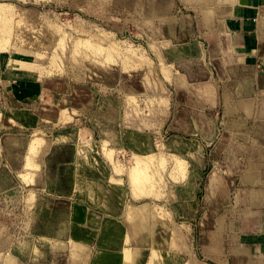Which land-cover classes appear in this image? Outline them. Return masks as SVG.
<instances>
[{
  "label": "rangeland",
  "instance_id": "374dc122",
  "mask_svg": "<svg viewBox=\"0 0 264 264\" xmlns=\"http://www.w3.org/2000/svg\"><path fill=\"white\" fill-rule=\"evenodd\" d=\"M157 8L153 0H0V52L22 56L15 64L36 67L28 77L44 86L37 119L23 127L0 98V264H69L64 205L97 223L99 205L101 218H121L125 205L153 200L178 222L190 217L174 209L185 198L207 204L187 174L197 163L166 129L175 98L152 54ZM127 212V243L146 244L145 207ZM163 221L156 243L173 239Z\"/></svg>",
  "mask_w": 264,
  "mask_h": 264
},
{
  "label": "crops",
  "instance_id": "0c3cea01",
  "mask_svg": "<svg viewBox=\"0 0 264 264\" xmlns=\"http://www.w3.org/2000/svg\"><path fill=\"white\" fill-rule=\"evenodd\" d=\"M153 1L158 8L149 17L159 24L152 54L175 98L166 129L197 163L187 174L194 179L193 196L202 191L207 204L185 198L186 205L174 209L190 217L178 222L153 200L125 205L121 218H101L99 205L97 223L87 210L77 207L73 214L64 205L70 239L63 255L69 264H264V0ZM6 52H0L1 106L23 127L37 119L43 79L28 77L36 67H19L22 56ZM183 188L178 185L177 194ZM256 193L262 200H254ZM140 206L149 216L148 242L137 244L133 236L127 243V211ZM162 220L171 224L173 239L156 243ZM74 242L85 245L83 253L72 251Z\"/></svg>",
  "mask_w": 264,
  "mask_h": 264
},
{
  "label": "bare ground",
  "instance_id": "6f19581e",
  "mask_svg": "<svg viewBox=\"0 0 264 264\" xmlns=\"http://www.w3.org/2000/svg\"><path fill=\"white\" fill-rule=\"evenodd\" d=\"M252 197H254L255 199L254 200H256V199H260V200H262V197H263V195H262V193H256L255 195H253ZM140 222H138V223H136V224H139ZM141 224V223H140ZM140 224H139V227H140ZM138 226V225H137ZM142 228V227H141ZM143 231V230H142ZM145 235V234H144ZM85 238V237H84Z\"/></svg>",
  "mask_w": 264,
  "mask_h": 264
}]
</instances>
